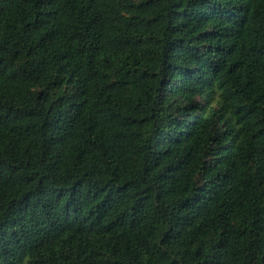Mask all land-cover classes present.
I'll return each mask as SVG.
<instances>
[{
	"label": "trees",
	"instance_id": "obj_1",
	"mask_svg": "<svg viewBox=\"0 0 264 264\" xmlns=\"http://www.w3.org/2000/svg\"><path fill=\"white\" fill-rule=\"evenodd\" d=\"M0 264H264V0H0Z\"/></svg>",
	"mask_w": 264,
	"mask_h": 264
}]
</instances>
